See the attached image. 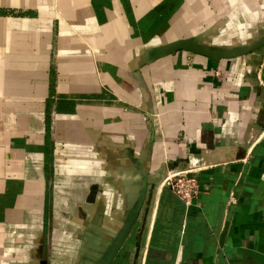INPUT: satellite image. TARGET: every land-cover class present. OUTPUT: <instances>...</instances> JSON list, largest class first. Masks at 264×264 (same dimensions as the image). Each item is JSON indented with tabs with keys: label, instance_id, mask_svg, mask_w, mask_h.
<instances>
[{
	"label": "crops",
	"instance_id": "1",
	"mask_svg": "<svg viewBox=\"0 0 264 264\" xmlns=\"http://www.w3.org/2000/svg\"><path fill=\"white\" fill-rule=\"evenodd\" d=\"M264 0H0V264H264ZM198 177L190 203L163 179Z\"/></svg>",
	"mask_w": 264,
	"mask_h": 264
},
{
	"label": "water",
	"instance_id": "2",
	"mask_svg": "<svg viewBox=\"0 0 264 264\" xmlns=\"http://www.w3.org/2000/svg\"><path fill=\"white\" fill-rule=\"evenodd\" d=\"M262 46H264V34L247 42L232 46H211L202 42L196 35H191L187 37H179L160 45H156L151 48V53L152 57H158L169 53H174L178 50H186L218 61L223 58H230L250 53ZM141 201L142 198L139 197L130 208L119 231L114 236L109 248L101 257L98 264H108L111 257L119 248L138 215Z\"/></svg>",
	"mask_w": 264,
	"mask_h": 264
},
{
	"label": "built area",
	"instance_id": "3",
	"mask_svg": "<svg viewBox=\"0 0 264 264\" xmlns=\"http://www.w3.org/2000/svg\"><path fill=\"white\" fill-rule=\"evenodd\" d=\"M162 183L168 186L187 204L198 193V177L185 169L169 171Z\"/></svg>",
	"mask_w": 264,
	"mask_h": 264
}]
</instances>
